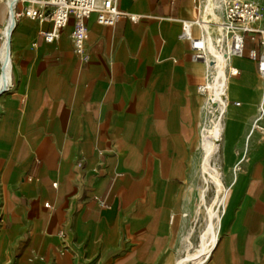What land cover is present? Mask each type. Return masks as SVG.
Wrapping results in <instances>:
<instances>
[{"label":"crops","instance_id":"1","mask_svg":"<svg viewBox=\"0 0 264 264\" xmlns=\"http://www.w3.org/2000/svg\"><path fill=\"white\" fill-rule=\"evenodd\" d=\"M118 4L126 13L114 24L86 18V59L74 16L53 40L52 12L15 28L0 92V251L17 254L15 264H174L205 184L195 157L212 141L229 179L211 264H264V82L250 54L258 44L226 51L202 0ZM186 23L196 38L213 31L208 60L192 57ZM220 53L224 93L212 103ZM212 108L218 136L206 129ZM240 159L245 172L235 171Z\"/></svg>","mask_w":264,"mask_h":264},{"label":"built area","instance_id":"2","mask_svg":"<svg viewBox=\"0 0 264 264\" xmlns=\"http://www.w3.org/2000/svg\"><path fill=\"white\" fill-rule=\"evenodd\" d=\"M37 8L33 10V16L44 18L47 11L51 9L53 17V27L45 33L48 40H53L55 36L64 28L71 16L75 17L74 40L75 49L83 58L88 57L87 39L89 30L86 18L92 13H97L98 21L102 24H114L118 18L126 12L118 4L119 0H29ZM226 22L224 23L225 40L227 48L232 53L241 54L245 45L247 33L261 31L260 49H252L250 54L257 59L258 69L264 82V29L257 26L263 14L260 5L254 0H224ZM30 8L28 13L30 14ZM199 21V20H197ZM182 37L189 38L190 24L183 26ZM198 38H192V57L195 60H206V46L198 44ZM237 72V70H234ZM49 206V202H45ZM99 263V262H98Z\"/></svg>","mask_w":264,"mask_h":264},{"label":"rangeland","instance_id":"3","mask_svg":"<svg viewBox=\"0 0 264 264\" xmlns=\"http://www.w3.org/2000/svg\"><path fill=\"white\" fill-rule=\"evenodd\" d=\"M205 1L206 0H202L203 7H205ZM254 1H256L260 5V8L262 6L261 2L262 3L264 2L263 0H254ZM12 6L9 4L8 0H0V9L4 13V17L2 19H0V27L4 30V33L2 36L5 35L6 22L10 16L12 9L14 10L15 16H16V26L19 25L21 20L25 17H31L35 21L38 20L37 18H39V19L41 18V17L31 16L32 13L31 14L28 13V8H30V10H32V12L35 8H37V5H33L30 1L19 0ZM220 8H222L224 11V17L220 21L226 22L224 0L222 2V6ZM50 12H51V9L47 11V14ZM216 13H218V12H216ZM262 14H263V12H262ZM263 18L264 17L262 16L261 20ZM197 20H199V19H197ZM261 20H259L257 22V26L264 29V26L261 27L258 24ZM224 34H225V30H224ZM225 38H224V40H225ZM261 38H262L261 31H258L255 33H247L246 38H245V43L247 41V42H250V44H252V45L258 44V48H254V49L259 50L261 47ZM225 42H226V47H227V41L225 40ZM1 71L2 70L0 69V73H1ZM211 93H212V90H211ZM219 112H220L219 108L218 109L212 108L211 119H210V121H208V124L206 125L207 132H212L214 130L215 126L213 124V121L211 122V120H213V118L217 117ZM215 149H216L215 143L210 141V142H208V145H206V152H207L209 158L208 159L206 158L207 155L195 157V160H197L195 163L196 167H198V168L200 167L203 169H202L201 173L196 172L194 174V176L196 179H198V177H200L201 181L205 182V184H204V188H202L200 190L201 191L200 206H199V208L197 206V208L195 210H192L190 220L187 223V228L190 231V235H189V237H187V241H185V246H184L183 252H180L177 254L178 257H177V260H175L174 264H176V262L178 261L179 258H181L183 256H187V254H189V253L195 254L196 249L200 245L202 236H205L206 239L212 238V235L210 234L211 230L209 229L210 226L213 229L216 236L218 234L217 230L219 228V218L221 215V211L223 210V205H224L225 199H226L227 194H228L229 176L228 175L226 176L225 173L221 172V169L219 166V161H220L219 159L220 158L216 157L217 151H215ZM235 171L236 172L247 171V166L244 164L243 159H240L238 161V163L235 166ZM196 203H197V201H196ZM212 210L215 211V214L211 213ZM16 255L17 254H13L12 257H9V259H7V257H5V254L2 250V247H1L0 264H3V263H1V261L3 259L8 260V262L6 264H15L17 261ZM213 255H214V248L211 251L210 256L207 258L205 264H211ZM98 262H99V259L94 258L88 264H99ZM185 264H193V260L189 259L185 262Z\"/></svg>","mask_w":264,"mask_h":264},{"label":"bare ground","instance_id":"4","mask_svg":"<svg viewBox=\"0 0 264 264\" xmlns=\"http://www.w3.org/2000/svg\"><path fill=\"white\" fill-rule=\"evenodd\" d=\"M17 1L19 0H8L9 4L12 6L14 5ZM29 1V0H27ZM222 2L223 0H206L205 1V7L207 12H211L212 14V18L213 19H217L218 20V32H220V38L222 39L223 37H225L224 34V23L220 21L222 19V17H220L215 11L220 8L222 6ZM32 13V10L30 11V14ZM31 16H33V13L31 14ZM226 17V14H225ZM191 24V23H190ZM15 28H16V16H15V12L14 10H11L10 16L7 19L6 22V28H5V35L2 36V45L0 47V62H1V66H2V71L0 73V92H2L8 85V78L10 76L11 73V67H12V57H11V53H12V49H11V41L12 38L14 36V32H15ZM206 35L205 37H198L197 42L198 44H204L205 46H209L211 49H215V42H214V37L212 34L213 31L211 30H206ZM190 35L189 39L192 41V38H196L192 35V30H191V26H190ZM226 51L230 50L228 48H226ZM233 54H239L236 53L235 51L232 52ZM208 60V59H207ZM218 65L220 66V74L217 77V80H215L212 83V94L210 97V100L212 103H214L216 100H219L220 98H222V95L224 93V85H225V80H226V65H227V59L225 58L224 54L220 53L219 54V60H218ZM220 132V122H216L215 127H214V131L213 133L218 136V133ZM207 159L209 158L208 154H207ZM212 214H215V211L212 210L211 211ZM209 229L211 230V235L212 238L210 239H206L205 236H202L200 245L198 246V248L196 249V253H189L187 254V256H183L181 258L178 259V261L176 262V264H185V262L187 260H193V264H205L207 258L210 256L211 251L214 248L217 236L214 233L213 229L211 228V226L209 227Z\"/></svg>","mask_w":264,"mask_h":264},{"label":"water","instance_id":"5","mask_svg":"<svg viewBox=\"0 0 264 264\" xmlns=\"http://www.w3.org/2000/svg\"><path fill=\"white\" fill-rule=\"evenodd\" d=\"M13 7V6H12ZM13 10V9H12ZM4 33V30L2 28H0V36H2Z\"/></svg>","mask_w":264,"mask_h":264}]
</instances>
